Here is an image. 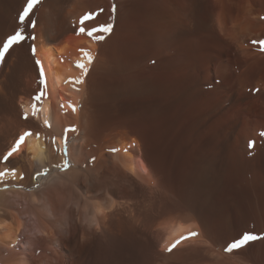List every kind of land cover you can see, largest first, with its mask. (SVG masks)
Instances as JSON below:
<instances>
[{"label":"bare ground","instance_id":"bare-ground-1","mask_svg":"<svg viewBox=\"0 0 264 264\" xmlns=\"http://www.w3.org/2000/svg\"><path fill=\"white\" fill-rule=\"evenodd\" d=\"M25 4L0 0V45L36 37L0 63V264H264L224 250L264 237V0Z\"/></svg>","mask_w":264,"mask_h":264},{"label":"snow or ice","instance_id":"snow-or-ice-1","mask_svg":"<svg viewBox=\"0 0 264 264\" xmlns=\"http://www.w3.org/2000/svg\"><path fill=\"white\" fill-rule=\"evenodd\" d=\"M40 3V0H26V4L22 10V12L19 14V21L21 22V24H23V22L29 18L33 8L38 5ZM95 14L93 13H86L84 16H82L81 19V24H83L84 21L93 18ZM30 28H35L36 27V21L32 20L29 24ZM99 29L101 32L103 33H109L112 29V25L111 24H104V25H100ZM97 31V29H88L87 30V35L92 37L94 35V33ZM85 32V28L83 26H81L78 29L77 34L80 33H84ZM35 35H28L24 29L18 28L17 30L14 31L13 34L8 35L5 40L2 42V45H0V63H2L4 61L5 58V54L8 53L9 49L13 46V45H17L22 41L25 40H35ZM96 40H102L104 39L103 35H96L94 37ZM258 43H260L262 45L261 50L264 51V41H258ZM36 52V48L35 45L32 46V53L33 55H35ZM81 52H85L84 49H81ZM87 55V60L88 63L90 64L93 60V57L90 53H85ZM36 64L37 65H41V62L39 60H36ZM77 65L78 67L82 70V74L86 75L87 74V67L84 63L77 61ZM43 67L41 65V75H43ZM80 79V82H82V77L78 78ZM73 110H75V106H73ZM25 118H27V113H25ZM73 131H75V129H72ZM31 135V132H25L24 134H22L19 139L15 142L14 146L8 151L7 155H5L3 157L4 161H7L9 159V157H11L13 155V153L17 152L20 148V145L24 142L25 137ZM37 136H39V133L36 134ZM54 141V138H53ZM128 149H125V151H127ZM64 151L65 154H67V139H65V147H64ZM110 152H118L119 149L117 148H112L109 149ZM93 160L95 159V157L92 158ZM8 169H5L3 171H0V179L3 178V176L8 172ZM147 171V170H145ZM11 173L13 175V177L15 176L16 170L13 168L11 169ZM46 174V173H45ZM37 175H40V173L38 172ZM21 179H23V173H21L20 176ZM21 185H17V187H20ZM5 187H7V185H5ZM92 223L95 224V219H92ZM97 227H99V225H96ZM199 233L191 231L188 232L186 235L181 236L180 239L174 241L172 244H170L168 246V248L166 249L168 252H171L180 242L181 240H186L188 238L191 237H195L198 236ZM264 237L258 236L255 233H250V232H246L244 233L239 239H235L232 242L228 243L226 248L224 249L226 252L231 253L233 250L235 249H240L242 247H244L245 245H247L249 242L251 241H255L258 239H261Z\"/></svg>","mask_w":264,"mask_h":264}]
</instances>
